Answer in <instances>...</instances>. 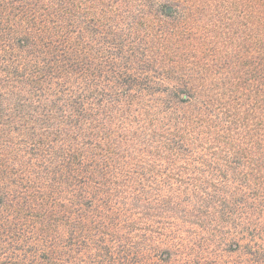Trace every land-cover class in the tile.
Masks as SVG:
<instances>
[{
    "label": "trees",
    "instance_id": "1",
    "mask_svg": "<svg viewBox=\"0 0 264 264\" xmlns=\"http://www.w3.org/2000/svg\"><path fill=\"white\" fill-rule=\"evenodd\" d=\"M84 1L0 0V209L7 212L0 217V264L67 261L56 244L42 247L39 233L53 220L44 190L55 176L67 186L79 221L91 217L80 215L84 201L90 207L113 201L119 179L135 168L129 160L150 145L171 157L253 161L249 169L264 172V0H239L248 45L242 61L232 55L225 62L220 78L196 77L194 70L181 75V56L169 57L167 49L156 67L146 55L141 63L118 61L109 49L98 58L81 31ZM145 1L176 20L187 21L199 8L194 0L191 7L186 0ZM155 85L160 93H151ZM115 120L124 130L133 122L139 148L115 141ZM254 177L232 181L225 198L233 222L250 204L235 194L252 199L263 187ZM28 216L39 227L20 231Z\"/></svg>",
    "mask_w": 264,
    "mask_h": 264
},
{
    "label": "rangeland",
    "instance_id": "2",
    "mask_svg": "<svg viewBox=\"0 0 264 264\" xmlns=\"http://www.w3.org/2000/svg\"><path fill=\"white\" fill-rule=\"evenodd\" d=\"M95 1H84L81 31L91 39L88 44L98 58L109 49L118 61L141 63L146 55L154 60L149 62L151 67H156L167 49L169 57L181 56V75L194 70L196 77L211 74L220 78L230 58L242 61L245 55L248 27L239 0H194L199 8L187 21L164 17L145 0ZM188 1L181 3L191 7ZM167 76V82L173 81ZM155 87L151 93H160ZM132 125L124 130L115 120L111 131L115 141L130 140L129 147L139 148L143 142L134 139ZM147 149L129 160L135 168L127 177L121 176L122 185L111 192L112 202L100 200L90 207L84 201L80 215L88 214L89 219L77 221L78 208L69 205L70 193L58 175L44 190L45 198L52 202L50 217L54 221L42 229L28 216L21 220L20 231L39 227L42 247L56 244L67 260L64 264H264V172L250 170L253 161L239 164L171 157L159 152L156 144ZM253 174V180L263 187L249 195L252 199L235 194L238 201L250 204L243 206L245 212L235 215L233 222L227 216L231 203L225 197L231 185H236L232 181L252 179ZM6 214L0 209V217ZM218 221L220 227L216 228ZM78 228L79 234L70 235ZM230 231L241 236L232 240Z\"/></svg>",
    "mask_w": 264,
    "mask_h": 264
}]
</instances>
